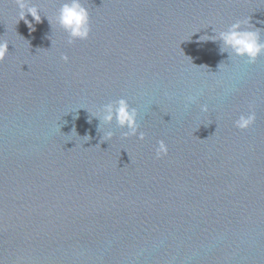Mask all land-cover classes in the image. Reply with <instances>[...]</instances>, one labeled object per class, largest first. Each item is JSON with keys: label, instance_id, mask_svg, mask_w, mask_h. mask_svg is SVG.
I'll return each mask as SVG.
<instances>
[{"label": "water", "instance_id": "1", "mask_svg": "<svg viewBox=\"0 0 264 264\" xmlns=\"http://www.w3.org/2000/svg\"><path fill=\"white\" fill-rule=\"evenodd\" d=\"M31 2L32 28L0 0V264H264V54L199 39L251 19L264 40V0H82L71 44L62 0ZM120 97L145 139L98 131Z\"/></svg>", "mask_w": 264, "mask_h": 264}, {"label": "clouds", "instance_id": "2", "mask_svg": "<svg viewBox=\"0 0 264 264\" xmlns=\"http://www.w3.org/2000/svg\"><path fill=\"white\" fill-rule=\"evenodd\" d=\"M18 5L19 20L23 19L32 28V22L27 20V14L30 13L34 21L39 23L42 19L41 10L31 0H15ZM49 19V17L47 16ZM50 21V20H49ZM57 21L60 26L68 33V43H73L75 40H86L91 33V21L89 10L82 3V0H62L61 6L57 14ZM51 23V21H50ZM215 31V35L208 36L207 39L201 41H220V52H227L229 56L235 54L239 57H246L249 63H254L257 58L264 54V40L261 39L260 29L256 28L251 19H237L231 23L226 30ZM9 53V42L0 39V61H2ZM64 62L69 61L67 54L62 56ZM220 65V64H219ZM197 102L196 95H189L186 97L185 108L190 109L191 105ZM202 112L208 111V105L203 104L200 106ZM91 116L97 117L100 121L98 131H101L102 124H111L113 121L122 128L127 129L123 132L124 137L139 136L143 140L146 133L140 131L139 116L140 110L129 103L126 97H120L118 100H113L103 105L100 112L92 114ZM256 120V113L254 110H249L247 113L239 115L238 119L234 121L235 127L239 129L249 128ZM91 122V117L89 118ZM115 135L111 129L103 132L101 141L110 140ZM90 139L89 136H85ZM87 139V140H88ZM169 153L168 144L165 140L161 139L156 147L157 158L167 156Z\"/></svg>", "mask_w": 264, "mask_h": 264}]
</instances>
